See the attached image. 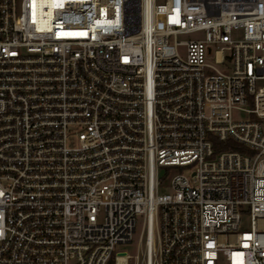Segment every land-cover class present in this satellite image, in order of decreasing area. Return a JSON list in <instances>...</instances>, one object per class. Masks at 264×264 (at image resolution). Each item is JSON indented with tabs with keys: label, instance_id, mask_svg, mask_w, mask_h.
<instances>
[{
	"label": "built area",
	"instance_id": "obj_1",
	"mask_svg": "<svg viewBox=\"0 0 264 264\" xmlns=\"http://www.w3.org/2000/svg\"><path fill=\"white\" fill-rule=\"evenodd\" d=\"M132 261L264 264V0H0V264Z\"/></svg>",
	"mask_w": 264,
	"mask_h": 264
},
{
	"label": "rangeland",
	"instance_id": "obj_2",
	"mask_svg": "<svg viewBox=\"0 0 264 264\" xmlns=\"http://www.w3.org/2000/svg\"><path fill=\"white\" fill-rule=\"evenodd\" d=\"M196 37V35H187L184 36L183 39H194ZM240 118H245L244 115L239 116ZM143 231V220L142 218L138 219L137 222V232L133 238V241L131 244H126V245H119L117 246V250H123V251H128V253L130 255H139L140 258L142 257V249L143 246L141 247L139 239H140V235L141 232ZM131 264H136L135 261H132Z\"/></svg>",
	"mask_w": 264,
	"mask_h": 264
}]
</instances>
